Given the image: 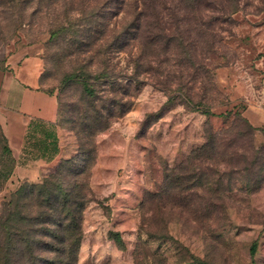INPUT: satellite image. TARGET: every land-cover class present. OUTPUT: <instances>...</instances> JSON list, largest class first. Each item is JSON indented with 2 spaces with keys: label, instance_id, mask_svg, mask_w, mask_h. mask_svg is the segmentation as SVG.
<instances>
[{
  "label": "rangeland",
  "instance_id": "obj_1",
  "mask_svg": "<svg viewBox=\"0 0 264 264\" xmlns=\"http://www.w3.org/2000/svg\"><path fill=\"white\" fill-rule=\"evenodd\" d=\"M106 1L0 0V64L15 48L39 46L42 85L58 95L65 128L80 132L68 144L62 168L40 192L25 184L11 189L14 163L0 135V264H30L29 254L22 256L25 242L9 238L6 218L27 214L29 198L64 188L63 193L78 191L86 202L83 238L91 221L101 220L96 206L112 193L119 195V206L127 205L114 226L125 246L116 244L109 264H264L263 0H242L231 21L217 12L224 21L212 23L214 32L196 52L195 68L183 71L165 53L160 78L165 83L152 74L130 112L99 132L86 128L93 120H83L92 100L80 84L65 83L77 55L70 56L69 41L52 32ZM114 2L119 0H111L107 10L112 23L120 18H114ZM179 83L182 92H174ZM208 138L211 157L206 150L200 160L191 159ZM125 171L130 173L123 179ZM19 228L14 221L12 234ZM31 239L52 243L46 236ZM83 254L80 248L78 264ZM43 258L51 264L56 255L48 251Z\"/></svg>",
  "mask_w": 264,
  "mask_h": 264
},
{
  "label": "trees",
  "instance_id": "obj_2",
  "mask_svg": "<svg viewBox=\"0 0 264 264\" xmlns=\"http://www.w3.org/2000/svg\"><path fill=\"white\" fill-rule=\"evenodd\" d=\"M110 1L107 0L97 11H82L80 17L52 32L53 38L62 35L69 41L70 56L77 55V67L66 75L65 83L80 84L84 94L92 100L83 120H93V124L86 128L99 132L108 130L113 119L130 112L152 74L157 81L165 83L160 81L164 75L165 53H170L174 65L183 71L195 68L196 52L206 34L214 32L212 23L224 21L215 16L217 12H222L224 18L231 21L233 14L242 7V0H119L114 2L118 5L114 18H120L112 23L110 20L113 19L107 18ZM115 57H120L116 64L113 62ZM94 66L96 68L92 70ZM182 85L177 84L174 92H182ZM186 97L190 105H195L190 95ZM199 105H203L202 101L198 102ZM0 135L4 152L13 161L1 129ZM212 148L208 138L202 149L193 151L191 159L200 160L206 150L207 156L211 157ZM182 168L177 169L181 171ZM202 180L203 175L198 181ZM64 189L29 198L27 214L6 218L9 238L12 242H25L22 256L26 258L29 254L30 264H38L39 259L45 264L47 260L43 256L48 251L56 255L51 264H78L86 202H81L78 191L63 193ZM14 221L20 223V232L16 234L11 231ZM36 235L49 237L52 243L48 245L31 239ZM120 243L122 246V241Z\"/></svg>",
  "mask_w": 264,
  "mask_h": 264
},
{
  "label": "crops",
  "instance_id": "obj_3",
  "mask_svg": "<svg viewBox=\"0 0 264 264\" xmlns=\"http://www.w3.org/2000/svg\"><path fill=\"white\" fill-rule=\"evenodd\" d=\"M43 72V53L37 45L13 49L0 64V129L14 162L11 189L25 184L40 192V186L58 174L68 156V144L76 138L61 123L59 97L43 87ZM129 173L125 171L121 177L125 179ZM118 199L112 193L96 206L94 212L101 220L88 226L81 244V264H109L116 244L121 246L122 241L120 249L124 248L125 241L114 226L127 205L119 206ZM110 224L113 227L105 231Z\"/></svg>",
  "mask_w": 264,
  "mask_h": 264
}]
</instances>
